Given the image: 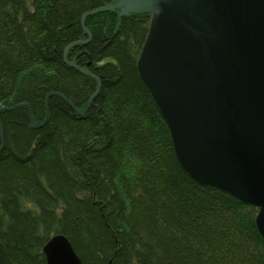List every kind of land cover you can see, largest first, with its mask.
<instances>
[{
  "label": "trees",
  "instance_id": "16d2710c",
  "mask_svg": "<svg viewBox=\"0 0 264 264\" xmlns=\"http://www.w3.org/2000/svg\"><path fill=\"white\" fill-rule=\"evenodd\" d=\"M119 0H0V264H264L259 207L185 169L138 61L152 14ZM100 79L98 95L86 106ZM4 130L2 136V128Z\"/></svg>",
  "mask_w": 264,
  "mask_h": 264
},
{
  "label": "water",
  "instance_id": "95a60500",
  "mask_svg": "<svg viewBox=\"0 0 264 264\" xmlns=\"http://www.w3.org/2000/svg\"><path fill=\"white\" fill-rule=\"evenodd\" d=\"M118 9L121 15L152 14L138 66L180 163L200 182L259 207L257 225L264 235V0H120L89 10L82 25L88 15ZM91 37L70 43L64 58ZM68 63L97 79V91L81 109L61 92H50L43 122H34L30 107L35 128L48 122L50 96H61L81 113L98 95L100 79ZM23 105L30 106L3 105L0 112ZM43 248L46 264H82L63 234H54Z\"/></svg>",
  "mask_w": 264,
  "mask_h": 264
},
{
  "label": "rangeland",
  "instance_id": "374dc122",
  "mask_svg": "<svg viewBox=\"0 0 264 264\" xmlns=\"http://www.w3.org/2000/svg\"><path fill=\"white\" fill-rule=\"evenodd\" d=\"M119 2H120V0H119ZM118 3V2H117Z\"/></svg>",
  "mask_w": 264,
  "mask_h": 264
},
{
  "label": "bare ground",
  "instance_id": "6f19581e",
  "mask_svg": "<svg viewBox=\"0 0 264 264\" xmlns=\"http://www.w3.org/2000/svg\"><path fill=\"white\" fill-rule=\"evenodd\" d=\"M25 106V105H24ZM35 122V121H34Z\"/></svg>",
  "mask_w": 264,
  "mask_h": 264
}]
</instances>
